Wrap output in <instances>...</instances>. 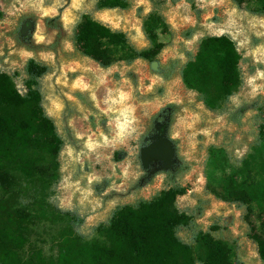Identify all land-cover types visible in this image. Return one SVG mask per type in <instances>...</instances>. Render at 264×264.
<instances>
[{"label":"rangeland","instance_id":"rangeland-1","mask_svg":"<svg viewBox=\"0 0 264 264\" xmlns=\"http://www.w3.org/2000/svg\"><path fill=\"white\" fill-rule=\"evenodd\" d=\"M97 1L0 0V71L24 94L27 61L34 58L49 66L40 78L43 105L64 140L61 177L51 201L84 218L79 231L91 240L96 226L118 206L181 185L186 192L176 205L193 221L179 230L184 241L195 245L199 231H210L228 243L234 259L263 264L250 237L246 208L210 192L208 174L213 172V185L220 187L221 176L237 171L258 139L264 118V14L252 11L253 2L233 0H128L126 9H98ZM158 11L168 26L158 30L164 46L152 60L103 67L75 47L76 26L89 14L124 31L138 49L148 48L143 19ZM47 18H56L60 27L48 25ZM26 21L30 27L23 35ZM222 34L241 53L242 83L212 110L185 85L181 69L204 37ZM153 61H158L157 69ZM171 104V114L158 121V113ZM165 124L176 164L165 170L163 162H153L146 169L140 150ZM251 219L258 225L256 213ZM49 231L36 228L31 238L46 252L53 246Z\"/></svg>","mask_w":264,"mask_h":264},{"label":"trees","instance_id":"trees-1","mask_svg":"<svg viewBox=\"0 0 264 264\" xmlns=\"http://www.w3.org/2000/svg\"><path fill=\"white\" fill-rule=\"evenodd\" d=\"M233 1L253 2L252 11L264 14V0ZM129 5L128 0L97 1L98 9ZM55 19L46 22L60 27ZM167 24L159 11L146 15L143 31L151 45L138 49L124 31L84 14L75 29V47L103 67L132 64L139 58L152 60L164 46L158 30ZM240 61L241 53L230 36H206L182 67L181 76L209 109L216 110L242 83ZM48 71V65L30 58L24 94L8 73L0 71V264H244L233 258L228 243L210 231H199L195 245L179 236L182 227L193 223L176 205L177 197L186 192L181 185L151 199L118 206L107 222L96 226V237L85 239L79 231L85 219L50 199L61 177L64 140L43 105L40 78ZM172 107L163 108L158 121L170 115ZM212 176L213 172L208 174L210 192L246 208L250 237L264 264V118L253 151L242 159L239 169L222 175L218 188ZM254 213L258 225L251 219ZM41 227L50 230V252L31 240Z\"/></svg>","mask_w":264,"mask_h":264},{"label":"water","instance_id":"water-1","mask_svg":"<svg viewBox=\"0 0 264 264\" xmlns=\"http://www.w3.org/2000/svg\"><path fill=\"white\" fill-rule=\"evenodd\" d=\"M29 27L30 23L26 21L22 27L23 35ZM152 67L157 69L158 61H153ZM166 131L167 124L162 125L158 131L157 137L141 148L140 156L144 168H149L153 162H163V168L165 170L174 168L176 164V148L174 141L166 134Z\"/></svg>","mask_w":264,"mask_h":264}]
</instances>
